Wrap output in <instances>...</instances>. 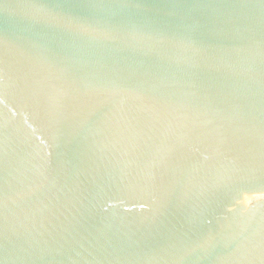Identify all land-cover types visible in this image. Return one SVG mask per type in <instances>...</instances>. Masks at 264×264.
<instances>
[{"label": "water", "instance_id": "obj_1", "mask_svg": "<svg viewBox=\"0 0 264 264\" xmlns=\"http://www.w3.org/2000/svg\"><path fill=\"white\" fill-rule=\"evenodd\" d=\"M0 264H264V0H0Z\"/></svg>", "mask_w": 264, "mask_h": 264}]
</instances>
